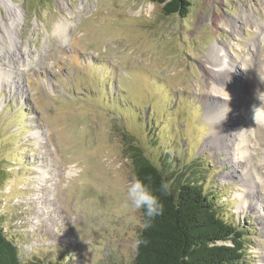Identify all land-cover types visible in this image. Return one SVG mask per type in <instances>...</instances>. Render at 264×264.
Masks as SVG:
<instances>
[{
  "label": "rangeland",
  "instance_id": "1",
  "mask_svg": "<svg viewBox=\"0 0 264 264\" xmlns=\"http://www.w3.org/2000/svg\"><path fill=\"white\" fill-rule=\"evenodd\" d=\"M189 2L179 17L151 0H0V54L18 58L0 62V218L22 258L133 261L134 143L214 190L264 264V144L243 114L264 124V0ZM217 55L243 93L211 90L232 81Z\"/></svg>",
  "mask_w": 264,
  "mask_h": 264
},
{
  "label": "trees",
  "instance_id": "2",
  "mask_svg": "<svg viewBox=\"0 0 264 264\" xmlns=\"http://www.w3.org/2000/svg\"><path fill=\"white\" fill-rule=\"evenodd\" d=\"M151 1L161 5L165 15L186 17L189 12V0ZM126 150L134 176L145 183L150 176L151 188L164 205L163 213L138 234L147 243L135 251L129 264H248L245 230L226 214L214 190L206 189L201 180L181 168L173 170L160 154L149 155L134 143H129ZM203 170L199 172L205 175L207 169ZM162 181L170 183L167 195L159 191ZM22 256L0 218V264H64Z\"/></svg>",
  "mask_w": 264,
  "mask_h": 264
},
{
  "label": "clouds",
  "instance_id": "3",
  "mask_svg": "<svg viewBox=\"0 0 264 264\" xmlns=\"http://www.w3.org/2000/svg\"><path fill=\"white\" fill-rule=\"evenodd\" d=\"M148 183L140 179L138 176H134L126 187L125 199L122 202V207L125 209L131 208L133 210H143L144 223L143 229H147L151 226V221L161 215L164 210V205L160 198L154 193L151 188V177L145 178ZM170 183L162 181L159 187V191L163 195H167L170 192ZM147 241L142 239L140 235H137L131 242L130 247L133 251H138L141 245L146 244Z\"/></svg>",
  "mask_w": 264,
  "mask_h": 264
},
{
  "label": "bare ground",
  "instance_id": "4",
  "mask_svg": "<svg viewBox=\"0 0 264 264\" xmlns=\"http://www.w3.org/2000/svg\"><path fill=\"white\" fill-rule=\"evenodd\" d=\"M58 33H61V31H58ZM263 37H261V39H262ZM259 45V44H258ZM260 46V45H259ZM5 56L7 57V58H5ZM15 56V53H12V54H10L9 56H7V55H4V56H2L1 54H0V62L1 63H7V65H11V64H17L18 63V61H17V57H14ZM217 61L220 63V64H222V65H225L226 67H227V73L230 75L231 74V76L229 77V78H232V81H229V80H227V79H225V80H223V79H221L220 80V78L221 77H218V76H214L213 77V80H212V87H211V90L212 91H214V92H216V93H223V94H232V95H235L237 92H244L243 91V87H242V83H240V80L242 79L239 75H236L235 74V77L232 75V73H230V72H232V68H233V64L230 62V60L228 59V58H226V57H224V58H226V62H224V61H222V60H224V59H222V58H220L218 55H217ZM222 59V60H221ZM217 62V63H218ZM6 65V66H7ZM243 65H244V71H245V73L247 74V75H249V74H252L253 73V71H252V69L250 68V66H248V63L246 62V61H244L243 62ZM257 71H261L262 72V74H263V76H264V67H260V65L258 64V67L255 69V71H254V75H256V74H258V77L260 76V73L259 72H257ZM231 80V79H230ZM264 80V79H263ZM232 83L234 84V88L232 87ZM250 98V97H249ZM255 113L257 114L256 116H255ZM243 114H246V116L248 117V118H250L251 117V122L253 123V131H254V136L252 137V139L254 140V142L255 143H258V142H260V140L262 141V143L264 144V131H262L261 132V134H260V129H259V126H262L263 128H264V124H260V125H257V124H255L254 122H256V120H259V122L260 123H263L261 120H260V118H259V112H257L256 110H255V107H254V105L252 104L251 106H250V108H249V110L245 113V109L243 110ZM253 119H255L254 120V122H253ZM226 121H228V120H226ZM255 125H257V126H255ZM249 207H254L252 204H250V206Z\"/></svg>",
  "mask_w": 264,
  "mask_h": 264
}]
</instances>
